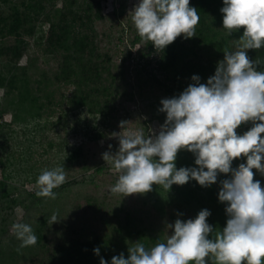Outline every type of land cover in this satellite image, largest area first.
<instances>
[{"label":"rangeland","instance_id":"1","mask_svg":"<svg viewBox=\"0 0 264 264\" xmlns=\"http://www.w3.org/2000/svg\"><path fill=\"white\" fill-rule=\"evenodd\" d=\"M22 1L35 0H0V12H9L13 4L22 8ZM138 2L100 0L103 17L93 21L97 49L102 56L106 53L110 57L105 63L107 70L103 71V78L105 81L115 79L110 90H114L118 110L111 116L69 104L67 99L74 87L53 79L59 58L42 50L48 22L37 21L34 34L26 37L28 44L18 63L27 64L26 72L34 94H28L29 101L25 105L18 104L15 90L5 95L4 88L0 87V180L3 179L0 185V264H56L50 260L59 253L61 245L70 239L82 241L96 236L108 239L111 248L127 257L129 247L136 240L149 247L166 240L173 231L167 229L166 222H174L181 213L182 219L194 217L203 207L211 209L207 219L217 229L226 224L228 202L219 200L222 186L219 180L231 173L221 172L211 186H203L192 178L183 184L174 182L169 190L153 182V187L146 192L123 196V193L110 191L120 172L102 153L109 150L110 144L112 151L118 149L116 134L121 131L120 121L129 120L128 127L147 135L158 132L166 118V112L160 111V107L161 98L167 95L156 85L139 88L136 84L137 76L145 75L141 66L146 57L141 58V54L148 41L140 36L132 19L131 10ZM63 3V0H55L53 6L44 4L50 11L60 9ZM220 9L218 6L214 12L200 14L201 20L193 36L185 38L181 33L183 40L178 46L176 71L197 52L203 59L212 57L219 61L225 55L224 48L235 49L243 30L239 28L229 34L223 26L224 13ZM42 72L48 82L40 91L35 88V79H40ZM154 73L160 79L174 75L172 71L155 70ZM45 83L40 86L43 88ZM46 92L51 102L45 97ZM35 95L43 103L38 117H34L32 110ZM16 106L19 108L15 109ZM253 123L242 122L237 131L242 133ZM77 147L80 153L69 158ZM242 161H246V156L234 158L233 166ZM176 164L177 167L194 165L195 154L186 148L180 149ZM59 165L64 166L66 182L54 188V197L38 196L36 181L40 173ZM253 172L254 179H260L264 187V174L255 167ZM53 212H58L61 218L51 223ZM128 218L130 223H127ZM18 220L31 224L38 236L35 244L21 247L13 228Z\"/></svg>","mask_w":264,"mask_h":264},{"label":"clouds","instance_id":"2","mask_svg":"<svg viewBox=\"0 0 264 264\" xmlns=\"http://www.w3.org/2000/svg\"><path fill=\"white\" fill-rule=\"evenodd\" d=\"M223 26L229 34L244 25L235 49L224 48L214 74L201 82L192 74L178 95L162 97L160 111L166 118L159 131L145 135L121 120L118 149L102 153L120 172L113 193L146 192L153 182L170 189L195 178L211 186L219 174L220 201H227L226 224L217 229L207 219L211 209L201 208L197 215L166 222L173 229L166 240L146 246L139 239L123 252L111 257V264H264V187L254 179L255 167L264 174V69L260 61L247 54L250 48L264 47V0H223ZM132 19L144 40L164 49L178 35L196 34L200 14L190 0H139ZM253 121L242 133L237 127ZM186 148L195 154V164L177 167V153ZM246 156L238 166L236 157ZM63 165L44 169L37 178L38 196L56 195L54 188L65 183ZM53 212L51 223L60 219ZM13 228L21 247L35 244L38 236L31 224L18 220ZM212 234L211 236L209 234ZM93 251L100 254V246ZM101 264L109 260L100 256Z\"/></svg>","mask_w":264,"mask_h":264},{"label":"trees","instance_id":"3","mask_svg":"<svg viewBox=\"0 0 264 264\" xmlns=\"http://www.w3.org/2000/svg\"><path fill=\"white\" fill-rule=\"evenodd\" d=\"M54 1H22V8L13 4L9 12L5 14L0 12V87L4 88L5 95H10L15 90L13 92L18 99L14 101L18 104L25 105L29 101L27 96L33 93V86L27 76V64L20 65L18 62L28 44L26 37L34 34L36 22L41 20L48 22L42 50L59 58L53 79L57 83L62 82L74 87L67 99L69 104L79 108L86 107L91 113L111 116L118 110L115 104L116 95L113 93L114 90H110L115 79L105 81L103 78V71L107 70L105 63L110 57L106 53L102 56L97 49L93 27V21L103 17L100 0H63L64 3L60 9L47 10L44 3L47 2L53 6ZM190 4L196 6L199 14H203L214 12L218 6L221 8L223 0H190ZM244 27V25L240 26L241 31ZM182 40L180 34L164 49H157L153 42L147 41L146 49L141 54V58L146 57L141 66L145 75L139 74L136 78L139 88L144 85H156L168 97L178 95L191 83L192 74H199L201 82H206L208 76L214 74L218 61L212 57L203 59L200 52L186 60L180 71H176V62L180 54L178 46ZM247 54L251 59L259 60L260 67L264 69V47L250 48ZM155 70L172 71L174 75L171 78L160 79L154 73ZM35 81L37 84L35 88L43 91L48 82L45 72H42L41 78ZM45 81L46 85L42 88L40 84ZM45 97L51 102L49 93L46 92ZM32 102L34 117H38L43 103L38 101L37 95ZM18 108L16 106L15 109ZM21 118L23 119L22 115ZM79 153L80 147H77L69 158H75ZM2 181L3 179L0 180V185ZM129 221L130 218L127 219V223H130ZM95 246H100L99 255L93 251ZM118 254L111 248L106 238L96 236L82 241L74 238L67 244L61 245L59 253L53 255L50 262L101 264L100 256H103L111 264V257Z\"/></svg>","mask_w":264,"mask_h":264}]
</instances>
